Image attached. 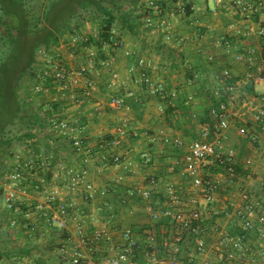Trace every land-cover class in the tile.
<instances>
[{"label": "crops", "instance_id": "0c3cea01", "mask_svg": "<svg viewBox=\"0 0 264 264\" xmlns=\"http://www.w3.org/2000/svg\"><path fill=\"white\" fill-rule=\"evenodd\" d=\"M147 2L148 0H139L144 8L147 7ZM189 4L191 14H187L186 9L185 13H181V6L185 8ZM162 8L161 18L153 12L152 18L159 26L152 29L161 31L163 41L159 44H162L160 46H163V50L148 41L144 44L146 46L144 50L148 49L146 53L138 46L128 47L124 44V48L115 47L114 51H119V54L112 56L111 71L117 73L116 66H113L117 65L115 56L121 55L128 60L130 65L127 73L134 84L137 83L138 90H130L122 85L117 91L111 83L116 81V78L111 75V79L109 77L107 80L108 84L102 85L99 82L100 78L93 72L96 89L90 101L79 104L71 99L73 95L63 96L61 93L59 95L58 91L53 93L61 102L56 111H59L62 117H76L82 122L85 120L83 123L87 125L86 145L81 151H77L62 137L59 139L63 142L56 140L52 141V145H47L55 156L50 162L49 170L45 173L39 170L32 175L30 181L33 193L30 196L25 193L28 197L21 198L33 200L37 204L35 197L37 191L34 187L43 186L41 182L44 179L46 182L54 183L55 189L67 199L68 195H71L67 188L70 178L68 172L76 174L86 170V179L92 182L98 191L93 200L86 202L82 197L83 192L79 190L76 193L82 207V218L88 229L99 226L103 220H106L110 227L132 226L139 229L142 225L152 227L156 224L157 229L163 232L158 238L163 240L176 232L170 231L169 226L173 225L171 220L168 217L153 220L145 209L146 202L139 196L127 199V193L130 189L148 186V180L156 177L158 188L153 194L156 207L163 209L173 207L167 196V186L171 183L182 188L186 199H189L191 182L183 174L185 168L183 157L188 152V145L194 139L201 138L202 129L212 122V116L210 114L207 116V110L213 105V101H228L230 96L235 101H243L242 104H238L239 107L236 106L238 102H235L233 108V101L230 104L228 143L237 152V178L232 185L223 184L220 187L217 192L218 201L212 208L213 217L207 219V222L217 224L220 230L228 231L231 235H237L240 233L237 217L226 218L223 212H221L223 215L216 216L219 211L215 209L221 201L227 203L228 210L232 211L244 203V195H247L250 201L257 204L259 212H264V132L255 118L258 110L264 107L262 97L264 79L247 77L248 73L264 77V69L260 70L264 68L262 54L264 41L258 34L260 25L264 24V0H165V7ZM135 13L138 17V11ZM163 21L166 23L165 26L162 25ZM92 27L93 25L86 24L81 28L80 34L91 32ZM167 33L171 34L173 42L164 39ZM125 49H130L133 54L127 56ZM249 49H254L256 56L249 54ZM152 51H155V57L151 54ZM237 54H241L242 57L237 59ZM139 57H144L150 62L151 66L147 72L154 81L162 82L168 91L177 92L175 99L169 102L167 99L152 95L146 85V88L140 89L143 83L138 77L140 69L130 71V67ZM173 61L179 63L176 70L172 68ZM198 64H204L206 69L197 72L195 67H198ZM100 67L101 69L97 68V71L109 70L104 66ZM189 70L192 71L191 74ZM101 80L103 83L106 82L103 78ZM228 82L235 85L233 91L228 90ZM104 90L109 92L105 93ZM178 94L185 96L188 108H179L166 119V110L176 103ZM111 96L123 97L126 105L120 110L112 107ZM130 96L135 98L143 96L146 105L136 112L127 103L126 99ZM43 107L46 110V105ZM252 135L257 136L256 142L251 141ZM163 137H168L171 141L167 142ZM113 139L120 142L112 146L104 144ZM174 139L182 140L184 146H176L172 142ZM144 152H148L152 158L149 164H145L141 157ZM116 155H120L123 161L131 159L134 163L131 170L124 165H116L114 161ZM59 161L65 163L68 171L57 176ZM220 171L222 172L220 167L211 164L202 169L204 175H217ZM102 190L105 192L102 193ZM223 190L226 191L225 194ZM161 202L164 204L160 205ZM0 212L6 220L7 227L11 229L10 232L24 239L22 247L18 246V251L14 253L16 256L22 255L21 258L24 259L17 261L18 263L38 264L41 259L50 256L48 251L50 243H56L62 231L55 230L54 233L57 234L48 236L44 244L40 242L44 238L38 235L30 236L23 229L11 227L7 222L8 213L4 207L3 194L0 198ZM163 221L165 225L161 223ZM218 238L217 235L211 236L209 245L215 246L219 243ZM263 241L257 231H251L245 240L243 258L238 259V262L243 264L249 260L254 264H264L260 245ZM193 247L191 238L187 237L176 257L184 264H190L189 254ZM230 249L228 243V250ZM26 250L29 251L28 254ZM32 255L34 259L30 260ZM211 258L217 260L215 250H212ZM8 261L5 264L12 263L11 260Z\"/></svg>", "mask_w": 264, "mask_h": 264}, {"label": "built area", "instance_id": "2783aa9c", "mask_svg": "<svg viewBox=\"0 0 264 264\" xmlns=\"http://www.w3.org/2000/svg\"><path fill=\"white\" fill-rule=\"evenodd\" d=\"M147 7L161 18L163 8L158 2L148 0ZM181 13H185V8L182 6ZM146 22L148 26H159L151 16L147 17ZM162 25L165 26L166 23L163 21ZM258 34L264 41V24L260 25ZM85 36L75 35L72 36V40H81L86 38ZM165 38L171 40L172 36L167 33ZM115 46L117 49L124 48V43L115 42ZM52 50L53 52L44 46L38 49L37 64L33 70L34 74L31 75L34 80L33 90L40 94L47 91L48 86L53 83L59 95L61 93L66 96V92L69 91L71 94L68 95H73L72 98L79 104L90 101L96 89L92 76L97 67L94 62L95 51L87 49V61L70 67L56 48ZM124 52L127 56L133 54L130 49H125ZM248 53L256 56L254 49H249ZM112 56L110 55L101 63L110 71L113 69ZM236 56L237 59L242 57L241 54ZM209 58L212 60L211 56ZM250 59L252 60L251 56ZM150 66L149 61L139 57L130 67V71L134 72L136 68H139L138 77L146 85L150 94L171 102L177 96V92L168 91L162 82L154 81L147 72ZM263 69L260 68V70ZM111 75L113 78L118 77V73L114 70L111 71ZM247 77L264 79L253 73H248ZM234 89L235 85L229 83L228 90ZM262 97L264 100V93ZM57 101L59 97L53 95L52 102ZM232 101L234 100L229 96L227 102L221 101L219 106H212V122L202 129L201 138L194 139L188 145V152L183 157L185 164L183 174L191 182L189 199H186L182 188L171 183L167 186V196L173 207L168 209L156 207L153 201V194L158 188L156 177L148 180V186L130 189L127 193V199L139 196L146 202L145 209L153 220L157 221L162 217H168L171 220L177 230L163 240L158 239L154 228L150 226L139 229L132 226L110 227L109 223L103 220L99 226L88 229L82 218V207L76 193L79 190L83 192L82 197L86 202L93 200L98 191L94 184L86 179V170L76 174L68 172L70 178L67 188L71 195H68L67 199L55 189L54 183L42 179L43 186L34 187L42 200L37 198V204L33 200H23L21 196L27 189L31 175L39 170L43 173L47 172L51 160L55 157L54 153L45 146H40L38 151H31L24 155L18 154L12 160V167L3 182V202L8 213V225L23 229L30 236L38 235L41 238L52 236L55 230L62 231L58 241L54 244L50 243L48 249L50 256L44 257L38 264H184L180 259H176V254L187 237L191 238L194 245L189 254L188 263L190 264H242L238 262V259L243 258L245 240L251 231H257L260 239L264 240V212H259L257 204L250 201L249 196L244 195L242 205L236 206L232 211H229L226 206L222 211L226 218L237 217L239 234L231 235L228 231L220 230L217 224L207 222V219L213 217L209 205L217 201V192L220 187L223 184L232 185L237 178V152L228 143ZM110 105L120 110L126 104L123 97L111 96ZM255 118L264 132V107L258 110ZM86 128L87 125L81 123L80 118L62 117V114L56 110L52 111L48 118V129L67 140L68 143L70 142L77 151H81L86 145ZM163 138L167 142L171 141L168 137ZM251 141L256 142L257 136L252 135ZM119 142L118 139H113L104 144L112 146ZM172 142L178 147L184 146L180 139H174ZM141 157L145 164H149L152 160L148 152L142 153ZM114 161L116 165H124L130 170L134 164L131 159L123 161L120 155L114 156ZM209 164L220 167L222 172L220 171L217 175H204L202 169ZM58 165L57 176L68 171L65 163L59 161ZM104 192L102 190V193ZM215 235L219 237V243L211 246L208 242L209 238ZM228 243L230 250H228ZM260 245L261 253L264 255V241ZM212 250H215L217 260L211 258ZM11 264L27 263L12 262ZM243 264H254V262L248 260Z\"/></svg>", "mask_w": 264, "mask_h": 264}, {"label": "trees", "instance_id": "16d2710c", "mask_svg": "<svg viewBox=\"0 0 264 264\" xmlns=\"http://www.w3.org/2000/svg\"><path fill=\"white\" fill-rule=\"evenodd\" d=\"M155 1L165 7V0ZM138 4L139 0H49L43 5L42 15L34 16L25 0H3L0 5V37L5 46V54L0 60V198L6 174L12 167V160L18 155L13 150L17 145L15 141L21 143L24 139H33V151H38L40 146H49L48 143L41 144L40 138L44 132L49 135L48 118L58 108V104H61L57 101L52 102V106L50 103L41 105L38 112L25 108L26 99L20 95L21 80L27 73L34 74L39 47L44 46L53 52L52 49L60 44L61 37L68 33L72 36L79 35L81 28L91 24L98 29V33L85 36L80 40V45L84 49L95 51L94 62L97 66H102V61L109 57L107 51L113 53L115 42H123V28L136 34L140 18L143 17L147 24V17H153V10L148 7H145V16L135 17ZM185 9L187 14H191L190 4ZM148 27L152 28V25ZM117 31L120 35H115ZM262 54L264 57V47ZM172 65L173 70H176L179 63L173 61ZM195 68L197 72L206 69L204 64H198ZM189 72L191 74L192 71ZM142 88H146L144 83ZM126 100L136 112L146 105L143 96H130ZM220 102L214 100L212 106H219ZM45 105L46 110L43 107ZM212 106L207 110V116L211 115ZM179 108H188L183 94H178L176 103L167 108L166 119ZM14 125H19L17 132H22L10 136ZM161 223L165 225V221ZM28 253L26 250V254ZM4 255L5 252L0 251V262Z\"/></svg>", "mask_w": 264, "mask_h": 264}, {"label": "rangeland", "instance_id": "374dc122", "mask_svg": "<svg viewBox=\"0 0 264 264\" xmlns=\"http://www.w3.org/2000/svg\"><path fill=\"white\" fill-rule=\"evenodd\" d=\"M25 1H26V5L28 6V8H31V14L36 16V15H42L43 5L47 4V2L49 0H25ZM2 3H3V0H0V5ZM136 11H138L137 15H140V16L146 15V8H144L140 3L138 5H136ZM135 17H137V16H135ZM138 23H139V26L137 28L136 34H132L129 32V30L127 28L122 27L123 32H124V33L121 32L122 33L121 38H122L123 43L126 44L128 47H131V45L138 46L139 48H142V50H144V47H146V46H144V44L148 43V41H151L153 43L152 45L160 46L161 44H159V43H161L163 41L161 31L160 30L156 31V30H153L152 28H148L146 23H144L143 17L140 18ZM43 24H44V22H43ZM118 24H120V22ZM118 27H121V26L118 25ZM90 31L91 32H87L83 35H86V37H87L88 35H93V34L96 35L98 33V29L94 26L90 29ZM117 34H119V31L115 32V35H117ZM0 35H1V32H0ZM66 35L67 36H65V37H61V42L57 46L56 51H59L61 53V55L64 57L66 64L70 67L85 63L87 61V53H86L87 49H84L81 47L80 39H77L76 41H74V40H72L71 34L68 33ZM164 39L166 41H169V42L172 41L173 42V39H171V40H167L166 38H164ZM162 47L163 46H160V49L163 50ZM3 49H5V46L3 45V40L0 37V60L2 59L3 54H5ZM144 51L146 53L148 51V49L146 48V50H144ZM116 53L119 54V51L116 50V51H113V53H111L110 51H107L108 55L109 54L115 55ZM151 54H154V57H155L156 53H155V51L154 52L152 51ZM115 57H116L117 65L114 64L113 66H116L115 68L118 71L119 76L116 78L117 79L116 81L111 82V83H113V87L117 91H118V89L122 88V85H125L130 90H135V89L138 90V88H136L137 83L134 84V82L130 79V75L127 73L128 67L130 65L128 63V60L124 56H121V55H117ZM156 67H157V61H156ZM97 68L101 69V67L97 66L96 70H94L95 75H97L100 78L99 82L102 83V85H107L108 84V81H107L108 78L110 77L109 79H111L110 71L108 69H104L105 71L100 72V71H97ZM157 68L155 69L156 72H157ZM96 72H98V73H96ZM102 78L105 79L106 82L103 83V81L101 80ZM33 81L34 80L31 77V75L29 73H27L24 76V78L21 80L20 95L22 98L26 99V103H25L26 109L29 108L28 109L29 111L38 112L41 110L40 109L41 105L50 103V105L52 106L51 103H52L53 93L57 91V89H56L57 87L55 86V84L51 83V85L48 86L50 88V90L48 88L47 91H43L42 93L39 94V93H36L35 90H33ZM53 86H54V88H52ZM108 92H107V90L105 91V93H108ZM66 93L71 94V92H69V91H67ZM32 98H33V100H31ZM71 99L74 100V98H71ZM235 102H238V103H236L237 107H239L238 104L243 103V101L240 102V101L234 100L232 103V108L235 107ZM18 127H19V125H14L13 127H11V129H13V130L11 133H9L10 136L17 135L18 132H22V131L17 132ZM48 133L50 136L47 135L46 132L43 133V135H42L43 137L40 138L41 144L42 143H48V144L52 145L53 144L52 141H56V140L58 142L59 141L63 142V140L59 139V136L55 132H52L51 130L48 129ZM15 143L17 145L13 149L14 153H18L20 155L30 153L31 151H33V149H35L34 145L32 144V143H34L33 139H24V140H22L21 143H19V141H15ZM31 178H32V175H31ZM31 178H29L28 186H27V189L25 190V193L29 194V196H30V194L33 193V185L31 184V181H30ZM25 193H23L22 196L26 197L27 195ZM223 193L225 194L226 191H224ZM35 197H37L38 200H42V198L39 194H36ZM216 202L209 205V209L211 211L214 210L212 208L215 207ZM218 203H219V205H218V207L216 206L217 208L215 210H218L219 212H217L215 214L216 216H220V214L223 215L221 212L223 211V209H225L226 204H227V203L221 202V201ZM159 204L163 205L164 203L161 202ZM222 205L224 207L221 208ZM142 226H140V227H142ZM169 227H170V231H172V232L177 230L176 227L173 225L171 226V224ZM152 228H154L156 230L157 236L158 235L160 237L162 236L163 232H161L159 229H157L156 224L153 225ZM10 230L11 229L7 227L6 220H5L4 216L0 212V251L5 252V255L3 257V260L1 261V264H5V262L8 260L9 261L11 260L12 262L13 261L17 262L20 260L24 261V259L21 258L22 255L20 257V256H16L14 254V253H16V251H18L17 250L18 246L22 247V243H23L22 240H24V239H22V237L18 238V235L11 233ZM12 232H15V231H12ZM55 234H57V233H54V235ZM47 238L40 240V242L41 243L44 242V244H45L47 242ZM12 239L13 240L19 239V240L17 242H14ZM32 258L34 259V256L31 257L30 260H32ZM176 259H178V258H176Z\"/></svg>", "mask_w": 264, "mask_h": 264}]
</instances>
